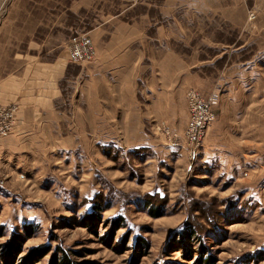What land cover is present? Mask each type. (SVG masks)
I'll list each match as a JSON object with an SVG mask.
<instances>
[{
  "label": "rangeland",
  "instance_id": "374dc122",
  "mask_svg": "<svg viewBox=\"0 0 264 264\" xmlns=\"http://www.w3.org/2000/svg\"><path fill=\"white\" fill-rule=\"evenodd\" d=\"M117 15L143 32L118 57L89 36ZM83 37L94 58L70 63ZM59 56L50 127L13 137L20 111L38 115L23 96L37 64ZM189 92L214 116L192 157L170 139ZM0 100L15 109L0 137V264L13 234L16 264L37 249L33 264L57 250L76 264H264V0H0Z\"/></svg>",
  "mask_w": 264,
  "mask_h": 264
},
{
  "label": "crops",
  "instance_id": "0c3cea01",
  "mask_svg": "<svg viewBox=\"0 0 264 264\" xmlns=\"http://www.w3.org/2000/svg\"><path fill=\"white\" fill-rule=\"evenodd\" d=\"M118 18L119 15L110 16L109 19L103 23L102 27H97L89 32V36L93 42L96 38L104 37L106 40L104 44L107 46L106 49L108 50L107 54L116 57L122 56L123 53L127 52L126 50L132 49L131 45L136 43L137 40H142L143 36L140 27L136 25L138 22L129 25ZM112 20L115 21L113 25L110 26ZM107 24L109 26H106ZM66 67L67 61L65 60V56H59L58 60L50 64H37V70L39 71L38 77L35 79V83L30 85L31 90H35L37 93H29L26 98L28 91H25L23 96L26 101L32 104L29 105V111H32V113L37 111L38 115L33 114L25 118L21 116L20 111L16 117L17 121L13 137L18 136L22 132H34L38 130L41 124H43L44 131L48 129L47 127H50L51 123H49V121L52 117H55L52 114L54 110L51 106L53 102L58 100L61 96L57 85L60 79L63 78ZM0 102L2 103L3 100H0ZM9 102H13V100H6L5 104ZM17 103L21 105L20 101ZM33 124L35 125L33 126ZM36 126L38 127L36 128Z\"/></svg>",
  "mask_w": 264,
  "mask_h": 264
},
{
  "label": "built area",
  "instance_id": "2783aa9c",
  "mask_svg": "<svg viewBox=\"0 0 264 264\" xmlns=\"http://www.w3.org/2000/svg\"><path fill=\"white\" fill-rule=\"evenodd\" d=\"M94 47L88 37L76 40L68 50V59L73 64H83L93 60ZM188 122L182 138L170 136L171 146L174 149L184 145L191 147L190 156L197 150L205 134V129L213 122L214 116L210 110V99L204 100L198 94L189 92L188 95ZM15 109L13 106L0 107V137H5L11 132ZM169 134V133H167Z\"/></svg>",
  "mask_w": 264,
  "mask_h": 264
},
{
  "label": "trees",
  "instance_id": "16d2710c",
  "mask_svg": "<svg viewBox=\"0 0 264 264\" xmlns=\"http://www.w3.org/2000/svg\"><path fill=\"white\" fill-rule=\"evenodd\" d=\"M87 220H91V221H95V217L94 215L91 214H87L85 217ZM121 223H118V226ZM33 230V225L31 224H25L22 227V231L26 234L29 235ZM193 235V231L191 230L190 227H185L182 228L179 233H178V238L181 244H183V242L188 241ZM22 243V237L19 234H13L12 237L10 238V241L8 242V245L6 246V248L8 249V255H10L8 258L4 259L3 264H16V257L19 254V248L20 245ZM134 247L137 251L136 255L137 258L140 256L141 253V249L144 250V248H147V243L142 240V239H136L135 243H134ZM142 250V251H143ZM46 250L44 251H40L39 249L37 250H33L32 252H30L26 257L21 259L20 264H33V259L29 258L31 255L35 256L37 255V257H41L45 254ZM57 253H54L52 255V257L50 258V263L49 264H76L74 260L71 259L70 255L63 251V250H57ZM202 253V252H201ZM58 256V257H57ZM182 256L186 259L188 256L186 255V253H182ZM19 264V263H18ZM90 264H99L96 262H91ZM195 264H213V259L211 257H203V255L201 254V256H198Z\"/></svg>",
  "mask_w": 264,
  "mask_h": 264
}]
</instances>
